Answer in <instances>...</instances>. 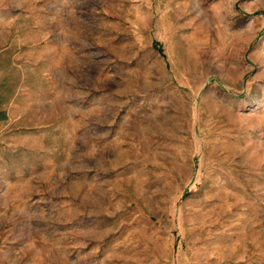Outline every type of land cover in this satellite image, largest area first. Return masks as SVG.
<instances>
[{
  "label": "rangeland",
  "instance_id": "374dc122",
  "mask_svg": "<svg viewBox=\"0 0 264 264\" xmlns=\"http://www.w3.org/2000/svg\"><path fill=\"white\" fill-rule=\"evenodd\" d=\"M0 264H264V0H0Z\"/></svg>",
  "mask_w": 264,
  "mask_h": 264
}]
</instances>
